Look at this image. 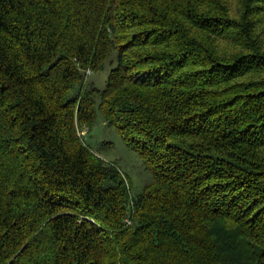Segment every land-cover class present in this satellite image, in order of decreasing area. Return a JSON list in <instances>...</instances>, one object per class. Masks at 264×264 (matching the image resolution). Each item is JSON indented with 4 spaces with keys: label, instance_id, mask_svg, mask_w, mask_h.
I'll return each instance as SVG.
<instances>
[{
    "label": "trees",
    "instance_id": "obj_1",
    "mask_svg": "<svg viewBox=\"0 0 264 264\" xmlns=\"http://www.w3.org/2000/svg\"><path fill=\"white\" fill-rule=\"evenodd\" d=\"M0 264H264V0H0Z\"/></svg>",
    "mask_w": 264,
    "mask_h": 264
},
{
    "label": "rangeland",
    "instance_id": "obj_2",
    "mask_svg": "<svg viewBox=\"0 0 264 264\" xmlns=\"http://www.w3.org/2000/svg\"><path fill=\"white\" fill-rule=\"evenodd\" d=\"M115 66L116 56L113 53L101 70L94 72L89 68L85 71L87 83L103 90L109 73ZM79 134L93 153L106 163L114 165L123 174L131 201L151 183L152 173L143 159L125 144L116 127L110 125L100 112H97L93 126L80 129Z\"/></svg>",
    "mask_w": 264,
    "mask_h": 264
},
{
    "label": "built area",
    "instance_id": "obj_3",
    "mask_svg": "<svg viewBox=\"0 0 264 264\" xmlns=\"http://www.w3.org/2000/svg\"><path fill=\"white\" fill-rule=\"evenodd\" d=\"M90 72L88 71V74H89ZM126 222H127V224H129L130 223V221H129V219H126Z\"/></svg>",
    "mask_w": 264,
    "mask_h": 264
}]
</instances>
